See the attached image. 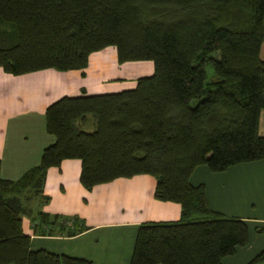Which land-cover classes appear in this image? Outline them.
<instances>
[{
    "label": "trees",
    "instance_id": "trees-1",
    "mask_svg": "<svg viewBox=\"0 0 264 264\" xmlns=\"http://www.w3.org/2000/svg\"><path fill=\"white\" fill-rule=\"evenodd\" d=\"M264 0H0V67L21 75L82 70L92 53L113 47L118 63L152 60L133 89L63 96L45 110L54 143L17 180L0 177V264H94L31 250L21 195L40 191L46 170L81 161L86 189L120 177H155L154 196L179 203L175 221L143 222L130 264H222L248 242L247 224L211 209L189 176L264 158ZM206 65L216 79L207 82ZM192 100H196L191 104ZM92 116L87 131L76 123ZM48 230L75 235L77 217L37 212ZM72 227L65 226L66 221ZM54 226L57 228L52 229ZM264 261V247L246 264Z\"/></svg>",
    "mask_w": 264,
    "mask_h": 264
},
{
    "label": "crops",
    "instance_id": "crops-1",
    "mask_svg": "<svg viewBox=\"0 0 264 264\" xmlns=\"http://www.w3.org/2000/svg\"><path fill=\"white\" fill-rule=\"evenodd\" d=\"M259 56L264 60V41ZM116 64L115 49L107 47L92 53L82 70L42 69L13 75L0 67V177L17 180L38 165L43 149L54 143V136L45 128V110L50 103L83 92L120 91L124 84L116 83L118 77L111 75ZM76 125L87 131L95 127L90 115ZM258 133L264 136V109L259 112ZM80 171L79 159H64L46 170L39 192L28 188L21 195L27 202L36 203L35 208L29 205L21 215L31 250L86 258L94 264H130L141 223L175 221L180 217L179 203L154 196L156 179L152 175L120 177L86 189L80 181ZM189 182L203 184L211 209L241 218L247 224V244L221 259L222 264H246L264 247V158L220 172L198 165ZM40 211L77 217L87 229L72 236L41 233V229L47 231L49 227L38 222L36 215ZM65 226L72 224L68 220Z\"/></svg>",
    "mask_w": 264,
    "mask_h": 264
},
{
    "label": "rangeland",
    "instance_id": "rangeland-1",
    "mask_svg": "<svg viewBox=\"0 0 264 264\" xmlns=\"http://www.w3.org/2000/svg\"><path fill=\"white\" fill-rule=\"evenodd\" d=\"M111 48L113 47H109V49ZM116 65H117L116 69L111 68L112 69L111 75L113 74L112 75L113 77H118V79L115 80L116 83L124 84L121 90L133 89L136 85L137 78L142 76H149L154 72V62L152 60H137V61H127L122 63L117 62ZM205 71L207 74V82L216 79L210 65H206ZM117 75H121V76H117ZM129 82H133V83L130 84ZM195 101L196 100H192L191 104H194ZM20 200L24 207H27L29 205L33 207L36 206L34 200L31 202H27L25 195L21 196Z\"/></svg>",
    "mask_w": 264,
    "mask_h": 264
}]
</instances>
